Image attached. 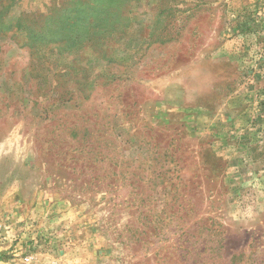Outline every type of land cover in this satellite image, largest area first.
Returning a JSON list of instances; mask_svg holds the SVG:
<instances>
[{
	"label": "rangeland",
	"instance_id": "obj_1",
	"mask_svg": "<svg viewBox=\"0 0 264 264\" xmlns=\"http://www.w3.org/2000/svg\"><path fill=\"white\" fill-rule=\"evenodd\" d=\"M264 264V0H0V264Z\"/></svg>",
	"mask_w": 264,
	"mask_h": 264
},
{
	"label": "built area",
	"instance_id": "obj_2",
	"mask_svg": "<svg viewBox=\"0 0 264 264\" xmlns=\"http://www.w3.org/2000/svg\"><path fill=\"white\" fill-rule=\"evenodd\" d=\"M26 264H34V263H29V260H27Z\"/></svg>",
	"mask_w": 264,
	"mask_h": 264
}]
</instances>
